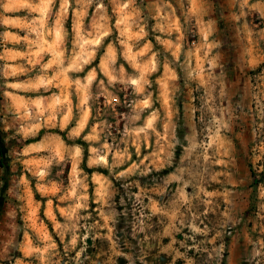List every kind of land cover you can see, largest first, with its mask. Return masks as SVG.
I'll list each match as a JSON object with an SVG mask.
<instances>
[{"label": "rangeland", "instance_id": "374dc122", "mask_svg": "<svg viewBox=\"0 0 264 264\" xmlns=\"http://www.w3.org/2000/svg\"><path fill=\"white\" fill-rule=\"evenodd\" d=\"M0 264H264V0H0Z\"/></svg>", "mask_w": 264, "mask_h": 264}, {"label": "crops", "instance_id": "0c3cea01", "mask_svg": "<svg viewBox=\"0 0 264 264\" xmlns=\"http://www.w3.org/2000/svg\"><path fill=\"white\" fill-rule=\"evenodd\" d=\"M12 50V55H15L16 58H14L15 60H13L10 64L5 65V73L8 78H12L7 82V86L10 87L7 94L11 96V103L8 98V102L10 104L9 108L13 111L12 113H16L17 111H20V51L18 48ZM18 117L16 118L19 119ZM62 123L66 124L67 119H63Z\"/></svg>", "mask_w": 264, "mask_h": 264}, {"label": "clouds", "instance_id": "9594fccd", "mask_svg": "<svg viewBox=\"0 0 264 264\" xmlns=\"http://www.w3.org/2000/svg\"><path fill=\"white\" fill-rule=\"evenodd\" d=\"M189 4H192L195 2V0H188ZM215 39H218V37H210V42L212 40H215ZM223 49V45L221 44L219 47L215 48L214 49V53H219L221 52ZM204 51H207V49H204ZM214 53H210V56ZM128 84L132 85L134 88H136L137 90L139 89V86L141 84V80L138 79V78H130L128 80ZM142 101H143V106L144 107H149L150 106V102L148 99L146 98H141ZM59 103V101H57ZM136 119H139V114L137 113L134 117H133V120H136ZM160 119V116L155 113V112H151L148 116V118L146 119L144 125L142 127L139 128V133L140 134H145L147 135L148 133H155L157 135H159V133L157 132V129L155 127V123L157 120ZM76 208H80L81 205L80 204H76L75 205ZM75 235H73L72 237V242L75 243Z\"/></svg>", "mask_w": 264, "mask_h": 264}]
</instances>
